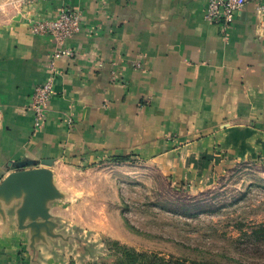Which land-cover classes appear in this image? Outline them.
<instances>
[{
    "label": "crops",
    "instance_id": "0c3cea01",
    "mask_svg": "<svg viewBox=\"0 0 264 264\" xmlns=\"http://www.w3.org/2000/svg\"><path fill=\"white\" fill-rule=\"evenodd\" d=\"M62 7L82 12V29L65 43L76 56L52 70L57 43L31 24ZM257 7L248 2L224 31L207 21V0H0V183L20 163L36 169L52 160L55 178L88 173L70 164L156 155L171 149L170 136L201 130L213 134L199 145L263 159L264 11ZM52 78L46 123L36 129L32 95Z\"/></svg>",
    "mask_w": 264,
    "mask_h": 264
},
{
    "label": "rangeland",
    "instance_id": "374dc122",
    "mask_svg": "<svg viewBox=\"0 0 264 264\" xmlns=\"http://www.w3.org/2000/svg\"><path fill=\"white\" fill-rule=\"evenodd\" d=\"M177 134L169 154L130 152L119 163L70 164L88 173H54L61 198L47 227L21 229L9 209L0 218V264H87L90 246L106 258V239L200 263L264 264V158L199 145L212 131Z\"/></svg>",
    "mask_w": 264,
    "mask_h": 264
},
{
    "label": "built area",
    "instance_id": "2783aa9c",
    "mask_svg": "<svg viewBox=\"0 0 264 264\" xmlns=\"http://www.w3.org/2000/svg\"><path fill=\"white\" fill-rule=\"evenodd\" d=\"M34 2L35 0H29ZM254 1L258 4L259 12L264 11V0H207L205 17L208 22L215 24L224 31L231 27L236 15L244 6ZM83 14L79 10L62 7L52 20L35 21L31 24V30L36 35L51 36L57 43V49L49 58V66L56 69V62L64 57L73 58L76 52L65 47L68 39L81 32ZM54 79L37 85L31 99L30 109L34 114L33 124L36 129H42L46 123L49 102L55 94Z\"/></svg>",
    "mask_w": 264,
    "mask_h": 264
},
{
    "label": "water",
    "instance_id": "95a60500",
    "mask_svg": "<svg viewBox=\"0 0 264 264\" xmlns=\"http://www.w3.org/2000/svg\"><path fill=\"white\" fill-rule=\"evenodd\" d=\"M44 164L45 168L26 169L31 163H20L17 171L3 179L0 183V218L6 220L9 209L17 216L21 229L39 232L50 224L51 205L61 195L51 169L54 162L50 160Z\"/></svg>",
    "mask_w": 264,
    "mask_h": 264
},
{
    "label": "trees",
    "instance_id": "16d2710c",
    "mask_svg": "<svg viewBox=\"0 0 264 264\" xmlns=\"http://www.w3.org/2000/svg\"><path fill=\"white\" fill-rule=\"evenodd\" d=\"M114 160L122 162L125 161V157L118 156L115 157ZM104 245L108 254L106 258H103L102 255L96 256V254H94L96 250L95 246H90L88 251L92 253L91 256L93 259L87 264H210L200 263L196 260H188L174 255L166 257L158 253L139 251L115 239L104 240ZM72 264L76 263L73 262Z\"/></svg>",
    "mask_w": 264,
    "mask_h": 264
}]
</instances>
